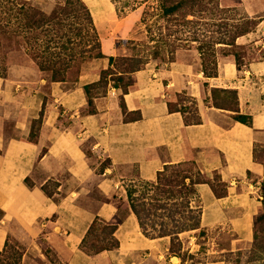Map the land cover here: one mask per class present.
I'll use <instances>...</instances> for the list:
<instances>
[{"label": "crops", "instance_id": "obj_1", "mask_svg": "<svg viewBox=\"0 0 264 264\" xmlns=\"http://www.w3.org/2000/svg\"><path fill=\"white\" fill-rule=\"evenodd\" d=\"M86 2L101 36L104 56L90 59L73 86L65 87L62 81L47 83L44 78L30 83L0 76L1 116L13 120V131L19 135L6 136L0 123V250L10 221L21 217L34 226L45 220L42 226L51 223L62 233L63 244L70 250L68 264H182L181 256L169 252L170 236L151 237L142 231L127 202V189L139 180H156L165 164L192 160L203 177L218 175L224 191L216 194L207 180L196 184L200 228L227 227L234 238L252 241L254 216L261 204L257 182L264 176V165L254 158L264 148V60H251L238 69L234 59L220 58L217 75L210 77L188 62L158 66L149 60L134 72L135 85L123 94L126 109L139 112L140 118H125L118 99L122 90L111 84L106 93L94 95L96 112L80 116L87 105L84 85L100 79L101 70L109 66L105 54L113 55L109 34L132 38L131 21L118 16L112 0ZM257 29L263 32V17ZM251 34L256 35L249 32L238 42H247ZM255 41L264 45V38ZM182 76L188 78L190 94L197 101L199 122L186 123L181 111L168 108L167 89L180 85ZM200 80L210 87L236 89L238 112L205 104ZM44 97L45 126L40 133L47 135L48 147L36 160L38 144L26 137ZM236 113L250 115L251 122L235 119ZM59 115L63 116L61 121ZM46 158L54 163L41 165L45 172L40 176L36 169ZM104 159L108 163H103ZM130 167L135 168V175L125 171ZM26 176L31 186L25 182ZM92 176L98 180L94 185L86 184ZM100 195L109 199L102 200ZM114 195L127 203L113 233L118 245L90 253L81 241L96 215L107 224L121 211ZM29 252L28 246L24 264H33ZM37 254L45 264H52L40 249Z\"/></svg>", "mask_w": 264, "mask_h": 264}, {"label": "trees", "instance_id": "obj_2", "mask_svg": "<svg viewBox=\"0 0 264 264\" xmlns=\"http://www.w3.org/2000/svg\"><path fill=\"white\" fill-rule=\"evenodd\" d=\"M202 1L203 0H159L160 16L166 20L164 26H166L169 32H164L162 34L161 40L157 42L159 44L155 45L151 51L144 50L139 40L127 38L118 40L115 43L116 47L120 46L122 43H129L131 45V52L126 55H121L122 60L125 62L122 64V70L111 72L108 70L112 69L110 66L113 64L115 57L110 55L109 66L101 70L100 79L84 85V90L87 94V105L80 110V116L96 112L93 101L95 94H92L90 91L94 89L93 87L99 88V86L104 83L105 89L102 93H106L109 84L122 90L118 95V99L125 118H127L126 116L129 114L134 115L133 117H129V119L140 118L139 112L128 111L126 109L123 99V94L135 85L134 72L143 68L150 58H164L165 52H167L170 57L168 61H162L163 65L164 63L169 64V62L172 61H180L172 57L175 54L174 50L180 45H176L175 41L169 39L167 36L177 31L178 28H174V25H179L184 21L189 12L199 11L198 8L202 7ZM174 16L176 17L175 19ZM169 20H171V24ZM172 20H174V22ZM186 20L188 22L190 21L188 19ZM172 25L174 29H172L173 33L170 34V26ZM250 30L251 28L249 26L237 27L227 41H225L223 37L218 42L233 45L236 37ZM211 46L212 43L203 42H200L197 46V51L200 53L201 70L206 77L217 75V59L215 58L213 50L209 49ZM103 55L100 37L90 8L83 0H60L55 2L50 8L38 7L33 4L31 0H0V76L7 78L9 71L15 74L22 73V75L24 74L25 76H28V74L49 73L50 78L46 81L47 83L51 81H65L68 79L69 75L75 72L77 74L81 71V65L84 61L91 58L102 57ZM19 57H21V60L24 62L20 63V61H18ZM235 63L237 68L241 69L243 62L240 57L236 55ZM105 72L110 75L108 78L104 74ZM79 75L80 73L74 78L75 81H77ZM34 76L39 77V74ZM40 79L41 77L36 80L39 81ZM187 80L188 78H185L184 81V86L187 90L181 91V94L187 95L189 100H192L191 102L197 105L195 97L190 94V87ZM15 81L23 80L19 79ZM204 82L207 83L206 81ZM47 83L45 86H47ZM210 90L213 100L212 105L238 112L239 107L236 89L211 87ZM221 93L235 98V105L233 108L223 106L217 102V97ZM177 100L178 99H176V102H172L170 98L167 100L170 111H181L186 123L200 121L197 110L195 113L196 116L190 118V115H188L190 112L186 110L185 105L178 106L180 102H177ZM46 105L47 97H44L39 116L30 120V131L26 137L38 144V156L36 160L47 152V135L45 134L44 137H42L40 133L43 126H45ZM60 110H62V107H60ZM233 117L247 124L251 122L250 115L236 113ZM62 119L63 116L59 115L58 120L61 121ZM13 136L16 137L19 135L13 134ZM2 155L3 150L0 149V159ZM254 158L261 162L258 159L257 153L254 154ZM187 164L194 166L195 172L193 175L188 174L186 169L180 168ZM173 168L178 169L174 172H170ZM29 179L30 177L26 176L24 180L31 186L32 182H30ZM97 180V176H92L86 180L85 183L90 182V184L94 185ZM206 180L210 183L216 194L221 195L224 193V191L221 190L222 184L218 179V175H215L213 179L203 177L200 169L193 160L184 163L165 164L161 170H158L156 180H139L132 183L131 187L127 189V202L132 211L136 214L142 231L151 237L170 236V243L168 246L169 252L181 256L179 254L181 248L179 233L189 229L200 228L201 203L196 184ZM141 183L143 191L137 194V191L140 190ZM100 198H102V200L109 199L104 195H100ZM178 198H181V200L178 201ZM119 209L121 210L118 203V210ZM162 210H164L163 213ZM177 214L179 217H177ZM256 215L254 216L253 222V239L250 252H252L254 259H261V254H264V227L261 225L259 226V224L263 222L264 214L262 213L259 216ZM123 217L124 212L118 211L110 223L106 224L99 221L96 215L87 234L81 241V246L90 253L97 252L103 248L117 246L118 240L113 233L117 224ZM18 218L29 225L23 218ZM97 224H102V228L99 229L96 227ZM97 228L101 231L103 236H101L102 244L98 250L91 251V249L87 248L86 244L93 230ZM203 232L204 230L200 228V233L202 234ZM9 234L10 230L8 231L4 247L0 250V254L8 253ZM54 234L60 235V240L63 244L64 235L57 231H54ZM63 248L67 256H69L70 250L67 249L64 244ZM181 258L183 260L182 256ZM67 261L68 258L65 261H60L59 264H68ZM0 264L12 263L2 259L0 260ZM52 264L57 263L52 262Z\"/></svg>", "mask_w": 264, "mask_h": 264}, {"label": "rangeland", "instance_id": "obj_3", "mask_svg": "<svg viewBox=\"0 0 264 264\" xmlns=\"http://www.w3.org/2000/svg\"><path fill=\"white\" fill-rule=\"evenodd\" d=\"M31 1L38 7L50 8L55 2L60 0ZM83 1L87 4L86 0ZM113 2L116 6L118 16L124 17L126 20L131 21L130 29L132 38L129 39L141 41L140 44L144 50L151 51L155 45L159 44L157 42L161 40L162 34L164 32H169L166 26H164L166 24V20L160 16L159 0H114ZM201 3L202 7L198 8L199 11L189 12L186 16V19L190 20L189 22L185 19L179 25H174V28L176 27L180 30L177 29V31L173 33V25L170 26V34H173L167 37L171 40H174L176 45H180L176 48V50H174L175 54L172 57H175L180 61L191 63L197 69H201L202 65L200 53L197 51V46L200 42H203L212 43V46L209 47V49L213 50L215 58L217 59V69L218 59L232 58L235 61V55L240 57L242 60V66L254 59L264 60V45L261 42L255 41L259 37L264 38V29L263 32L261 29H257L260 22V17L264 18V0H203ZM134 11H136L137 14L134 15ZM175 18L176 17L174 16V19ZM172 21L174 22V20ZM169 22L171 24V20H169ZM243 26H249L251 28L249 32L253 31L259 36L257 37L256 35L251 34V36H248L247 42H238V38L242 36L239 35L236 37L233 45L218 42L223 37L225 41H227V39L230 38L232 32L237 27ZM249 32L243 35H248ZM116 36L117 37L114 38V35L109 34V38L112 39L114 44V52L112 54L115 57L113 64L110 66L112 69L108 70L109 72L122 70V64L125 62L122 60L121 55H126L131 52V45L129 43H122L120 46L116 47L115 42L122 39L120 35ZM100 41L102 48L101 38ZM168 55L169 54L165 52L164 58L153 57L149 60H154L155 62L159 63V66H163L162 63L164 61H168L170 57ZM105 56L109 57L110 55L106 53ZM18 59L20 63L24 62L21 60V57ZM89 60L90 59L82 63L81 71L87 65ZM81 71L78 73H81ZM107 72L104 74L108 78L110 75H108ZM78 73L76 74L75 72L74 74L69 75L68 79L62 81L64 82L65 87H71L75 84L76 81L74 78L77 77ZM38 74L39 77L34 76ZM38 74H28V76H25L24 74L22 75V73L15 74L9 71L8 77L15 80H26L30 83H36V79L40 77L46 80L50 78L49 73ZM184 81L185 78L182 76L180 85L177 87L168 88L167 91L170 93L169 98L172 100V102H176V99H178L177 102H180L178 106L185 105L186 110L190 112L188 115H190L189 117L191 118L196 116L195 113L197 110V105L194 102H191L192 100L190 101L187 95L181 94V91L187 90V88L184 86ZM200 86L203 91L202 94L205 104L209 102L212 103L213 100L211 98V87L203 80H200ZM93 88L94 89H92L90 92L92 94H98L104 92L105 85L102 83L99 88ZM217 102L223 106L233 108L235 105V98L221 93L217 97ZM133 116L134 115L129 114L126 117L129 118ZM0 123H2L6 136L15 134L13 131V120L2 117L1 110ZM257 155L259 157L258 159L263 162L262 164L264 165V148H261L257 152ZM53 163L54 162L49 158H46L41 164H39L36 172L39 173L40 176H44L45 168H43L41 165H52ZM103 163H108L107 159H104ZM180 168L186 169L187 173L190 175H193L195 172V168L191 164L184 165ZM177 169L178 168H173L170 170V172H174ZM120 170H122V168H120ZM125 171L135 175V168H125ZM29 181L31 182V179H29ZM86 184H90V182ZM257 184L259 186V198L261 204L256 216H259L262 213L264 214V176L261 178L259 177ZM139 189L140 190L137 191V194L143 191L142 183ZM93 194L96 195L98 193L95 190ZM113 199L119 201L115 195ZM180 200L181 198H178V201ZM118 203L120 205L121 212H123L127 207L126 202L119 201ZM163 211L164 210H162V213ZM177 217H179L178 214ZM260 225L264 227V220L261 222V224H259V226ZM9 226L10 234L8 253L0 254V260L4 259L12 264H24V251L28 246L30 251L29 255L31 258H33L31 263L33 264H45V261L42 260L40 258L41 256L39 257L37 254L39 249L49 260L56 262L57 264H59L60 261H65L68 258L60 240V235L54 234V231L56 230L51 223H47L42 226L40 221L34 226L31 224L27 225L21 219L16 218L12 220ZM96 227L100 229L102 228V224H97ZM98 228L93 230L86 244L87 248L91 249V251L98 250L102 244V233ZM203 230L204 232L202 234L200 233V228L197 233L194 232L195 229L183 231L190 233L184 237H181L180 235L183 232L179 233V237L181 239V248L179 254L183 257L182 264H264V254H261V259H254L252 252H250L252 247L251 240L243 241L241 239L234 238L232 235L233 233L229 231L227 227H216L210 230ZM166 264H168V262Z\"/></svg>", "mask_w": 264, "mask_h": 264}]
</instances>
